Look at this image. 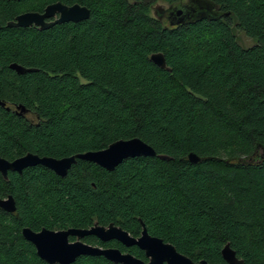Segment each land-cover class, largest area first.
Instances as JSON below:
<instances>
[{
	"label": "trees",
	"instance_id": "trees-1",
	"mask_svg": "<svg viewBox=\"0 0 264 264\" xmlns=\"http://www.w3.org/2000/svg\"><path fill=\"white\" fill-rule=\"evenodd\" d=\"M53 1L0 0V100L10 106L0 104V155L59 157L138 136L170 158L128 157L111 170L78 158L64 175L41 164L0 173V197L16 204L0 207V264H49L23 226L114 222L136 236L139 219L193 260L222 262L229 242L241 264H264V0H207L227 13L176 25L151 13L157 0H59L86 5L89 17L6 25ZM237 29L253 43L241 45ZM155 51L170 69L150 59ZM190 151L202 159L188 160ZM84 240L146 259L137 245ZM71 264L121 263L82 254Z\"/></svg>",
	"mask_w": 264,
	"mask_h": 264
},
{
	"label": "water",
	"instance_id": "water-1",
	"mask_svg": "<svg viewBox=\"0 0 264 264\" xmlns=\"http://www.w3.org/2000/svg\"><path fill=\"white\" fill-rule=\"evenodd\" d=\"M165 11H169L172 22L183 21L187 18L201 19L209 14L215 17L221 13L214 9V5L207 0H182L176 4H171ZM90 9L78 2L71 4L63 3L59 0L47 3L43 10H25L17 13L14 18L7 20V26H31L35 25L40 29L48 28L56 23L65 21H79L88 18ZM188 16V17H187ZM150 59L161 67L166 66L165 56L161 51L150 54ZM9 67L18 73L34 70L32 67L24 66L17 62H10ZM0 104L5 105V101L0 100ZM18 114L24 115L27 110L23 104H16L13 108ZM264 154L261 150L260 156ZM139 155H156L160 158H170L169 155L157 153V151L146 141L138 136L129 138H118L110 142L107 146L99 149H89L75 152L64 156L40 155L36 152L27 151L12 159L0 155V173L7 178L9 170L19 173L25 167L41 164L53 170L58 175L66 174L70 166L78 158L93 161L100 166L111 170L123 159ZM188 160L197 162L201 156L193 151L188 152ZM0 207L6 211L13 212L16 209L15 199L12 194L0 197ZM140 220L141 230L138 235H132L122 226L109 222L99 224L95 221L88 227H66L48 228L41 227L37 230L29 226H23L21 233L24 238L31 241L36 249V253L49 264H71L76 257L82 254L103 255L108 260L121 264H241L242 259L236 255L235 250L226 242L220 252L224 261L209 262L202 258L193 260L190 256L180 252L175 245L165 241L162 237L149 233L144 222ZM95 235L102 241L111 239L118 240L125 246L137 245L144 251L146 259L136 256L130 251H123L117 246H102L92 244L84 240L86 235ZM73 237V238H71Z\"/></svg>",
	"mask_w": 264,
	"mask_h": 264
},
{
	"label": "rangeland",
	"instance_id": "rangeland-1",
	"mask_svg": "<svg viewBox=\"0 0 264 264\" xmlns=\"http://www.w3.org/2000/svg\"><path fill=\"white\" fill-rule=\"evenodd\" d=\"M183 2H186L187 0H182ZM169 5V2L167 0H157V2L154 4V6H159L162 8H166ZM151 13L154 14V8L151 9ZM236 35L238 38V41L243 46H248L251 43H253V39L248 36L243 30L237 29Z\"/></svg>",
	"mask_w": 264,
	"mask_h": 264
},
{
	"label": "flooded vegetation",
	"instance_id": "flooded-vegetation-1",
	"mask_svg": "<svg viewBox=\"0 0 264 264\" xmlns=\"http://www.w3.org/2000/svg\"><path fill=\"white\" fill-rule=\"evenodd\" d=\"M171 4H169L167 7H169ZM166 7V8H167ZM154 14H156L157 16H159L160 18H162L163 20H166L168 24L170 25H176V24H179V23H185V22H188V21H191L189 20V18L183 20V21H179V22H172L171 21V18H170V14H169V11H165L163 9H166V8H162V7H159V6H154ZM188 17V16H187ZM193 21V20H192ZM2 175V174H1Z\"/></svg>",
	"mask_w": 264,
	"mask_h": 264
}]
</instances>
